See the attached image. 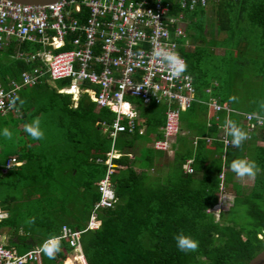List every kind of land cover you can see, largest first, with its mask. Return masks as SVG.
I'll return each instance as SVG.
<instances>
[{
	"label": "trees",
	"instance_id": "obj_1",
	"mask_svg": "<svg viewBox=\"0 0 264 264\" xmlns=\"http://www.w3.org/2000/svg\"><path fill=\"white\" fill-rule=\"evenodd\" d=\"M179 11L184 37L175 41L198 101L179 113V123L181 113H188L193 145L180 142L164 167L151 153L162 152L150 147L143 152V168L124 154L112 159L115 200L96 212V229L79 235L85 264H245L264 248V125L247 131L244 124V114L264 112V0H220ZM40 48L32 41L8 39L0 50V84L19 82L22 72L37 67L40 62L29 56ZM48 79L44 73L32 86H22L16 107L0 114V208L7 212L1 227L8 233L4 245L17 253L58 236L62 225L83 229L99 198L95 182L106 167L110 138L101 123L109 124L114 114L95 107L85 92L73 107L70 94L56 90L68 86V79L54 80L57 86ZM86 85L79 83L80 88ZM209 97L229 111L211 113L207 122L203 101ZM133 103L146 130L160 136L164 105ZM150 106L161 107V113L147 115ZM37 118L41 140L24 131ZM228 118L249 134L240 148L224 146L220 139ZM139 123L135 121L134 133H119L114 147L144 137L146 133H137ZM5 127L13 134L10 146L1 134ZM8 157L20 164L2 172ZM238 158L254 160L260 169L246 192L230 169ZM186 159H191L190 173L182 168ZM222 203H229L225 211ZM181 233L198 241L196 251L177 248L175 238ZM70 252L68 241L61 239L55 258L40 252V262L71 264Z\"/></svg>",
	"mask_w": 264,
	"mask_h": 264
},
{
	"label": "built area",
	"instance_id": "obj_2",
	"mask_svg": "<svg viewBox=\"0 0 264 264\" xmlns=\"http://www.w3.org/2000/svg\"><path fill=\"white\" fill-rule=\"evenodd\" d=\"M218 1L56 0L44 5H28L0 0V50L10 38L41 46L29 56L40 62L37 67L22 72L19 82L10 80L6 87L0 84V91L5 94L0 97L4 101L0 114L9 111L10 99L16 97L22 86H32L44 73L52 81L68 79V86L59 88V92L71 93L75 100L80 92H85L97 108H106L114 114L109 124L101 123L102 131H108L111 144L103 161L106 165L104 175L95 182L99 198L83 229L70 230L62 225L58 235L68 241L71 252H75L72 261L77 264H84L79 246L80 233L96 229L100 223L96 212L111 207L115 200L110 176L116 167L112 159L119 154L113 150V142L121 132L134 133L136 106L133 99L142 105H164L160 136L151 142V147L161 152L169 150L178 134L179 113L197 101L191 76L185 72L180 78L170 79L168 69L154 58V51L165 47L178 53L179 45L175 39L184 37L183 15L179 9L206 7L208 3ZM65 45L70 48L57 50ZM184 76L190 79L186 80ZM79 83L87 85L80 88ZM203 103L212 114L229 111L226 104H220L214 98L209 97ZM125 105H130V109ZM132 112L134 116L130 114ZM250 115L244 114L247 131L260 125L256 119H250ZM220 129V139L226 146L230 143H225L229 139L224 125ZM137 133L143 132L137 129ZM19 164L14 157H8L1 165V171ZM190 164L191 159H186L182 165L186 173L191 172ZM6 217L7 212L0 208V229ZM46 240L17 253L13 247L4 245L0 234V264H41L39 249Z\"/></svg>",
	"mask_w": 264,
	"mask_h": 264
},
{
	"label": "clouds",
	"instance_id": "obj_3",
	"mask_svg": "<svg viewBox=\"0 0 264 264\" xmlns=\"http://www.w3.org/2000/svg\"><path fill=\"white\" fill-rule=\"evenodd\" d=\"M153 56L159 63L168 69L170 79L180 78L187 70L186 62L179 56L177 52L169 48L160 47L154 51ZM184 79L187 80L190 79V77L184 76ZM67 94H70L71 96V93ZM4 95L5 94L0 91V97H4ZM232 99L236 98L233 97ZM18 100L19 97L10 99L8 103V109H14ZM20 104H23V101H20ZM3 107L4 101L3 99H0V109H3ZM125 108L130 109V105H125ZM130 114L133 116L135 115L134 112ZM249 118H254L259 124L264 125V112L252 113ZM224 129L226 130V135L231 137L230 140H225V143H230L234 148H240L244 141L249 138L248 132L242 129L235 121L230 118L225 120ZM24 131L34 140H41L44 138V132L41 129L40 120L38 118L33 120L31 123H26L24 125ZM2 135L7 139H12L13 134L7 127H5L2 131ZM230 169L241 180H244L245 178L248 180H255L257 174L260 172L257 163L254 160L246 158H238L233 160L230 164ZM175 239L177 248L182 252L196 251L199 247L198 241L182 233L177 235ZM60 250L61 238L58 236H53L47 239L39 249V251H41L50 259L55 258Z\"/></svg>",
	"mask_w": 264,
	"mask_h": 264
},
{
	"label": "crops",
	"instance_id": "obj_4",
	"mask_svg": "<svg viewBox=\"0 0 264 264\" xmlns=\"http://www.w3.org/2000/svg\"><path fill=\"white\" fill-rule=\"evenodd\" d=\"M50 80V79H49ZM48 80V81H49ZM50 81H52V80H50ZM57 90V92H59L58 91V89H56ZM60 93H63V92H60ZM89 98V97H88ZM90 99V98H89ZM71 100L73 101V104H72V106L74 107L75 106V104H76V101L77 100H75V99H73V98H71ZM137 104V103H136ZM142 105V104H141ZM160 105H163V104H160ZM137 106V105H136ZM145 106H147V105H145ZM96 107V106H95ZM163 112H164V110H163ZM135 113H136V115H135V121H136V123L137 122H140L139 123V126H138V129H141L142 130V134L141 135H143V134H145L146 133V135H144V139H147V142L148 141H150V143H149V146L146 144V143H144V142H141V140L139 139V138H137L136 140H134L132 143L130 142V145L129 144H127V146H125L124 144L121 146V148H120V150H118V149H116V147H114V142H115V140H114V142H113V150L116 152V153H118L119 154V156L120 155H126V156H128L129 158H137V157H139V156H141L142 157V154H141V151H142V148L143 147H150L151 149H153L152 147H151V142L154 140V139H156V138H158V137H154V133L153 132H151L150 130H146V128H145V124H144V118H142V117H140L139 115H138V111H137V107H135ZM210 115H211V111L210 110H207V112H206V114H205V116H204V118H205V120L207 121L209 118H210ZM164 116V115H163ZM183 118L180 120V123H179V131H178V134L176 135V137L174 138V140H173V142L171 143V145H170V148H169V150L167 151V152H162V155H159V156H156L155 158H157V161L159 160L160 162L158 163V165H160V166H165L164 164H167V162L168 161H170V159L172 158V155H173V153H174V151L180 146V142L181 143H183V142H186V143H189V142H191V144L194 142V137H193V132H192V129L191 128H188V123H189V121H191L190 119H187L185 116H182ZM208 122V121H207ZM207 124V123H206ZM159 128H160V126L157 128V131H158V133H160V131H159ZM156 131V132H157ZM130 136V135H129ZM117 137V136H116ZM129 138V137H128ZM116 139V138H115ZM179 139V140H178ZM130 141V140H129ZM127 142H128V139H127ZM110 144H111V142L109 143V150H110ZM193 145V144H192ZM108 150V151H109ZM135 150V151H134ZM154 150V149H153ZM107 151V152H108ZM136 151L138 152V153H136ZM157 151V150H156ZM106 152V153H107ZM161 152V151H160ZM136 154H137V156H136ZM114 159V158H113ZM162 164V165H161ZM137 168H139V167H137ZM140 169V168H139ZM138 169V170H139ZM1 229H3L2 227H1ZM5 237L6 236H4L3 238H4V240H5Z\"/></svg>",
	"mask_w": 264,
	"mask_h": 264
},
{
	"label": "rangeland",
	"instance_id": "obj_5",
	"mask_svg": "<svg viewBox=\"0 0 264 264\" xmlns=\"http://www.w3.org/2000/svg\"><path fill=\"white\" fill-rule=\"evenodd\" d=\"M211 6V5H210ZM209 8V7H208ZM215 52H221V50H215ZM49 80V79H48ZM48 83L51 85V86H57L58 85V83L57 82H55V81H48ZM145 110H146V113H147V115H150L151 116V114L153 113V112H155V113H161V111H162V108L161 107H154V106H150V107H147V108H145ZM181 115L182 116H185L187 119H189V114L188 113H181ZM1 134H2V132H1ZM2 137H4L3 135H2ZM140 140H141V142H144V143H146L148 146H149V143H150V141H148L147 142V139H144V137H141V138H139ZM4 140H5V142H7V145L6 146H10L11 144H12V139H7V138H5L4 137ZM123 144L122 143H120V146H122ZM7 148L5 147V149L4 150H6ZM117 149V148H116ZM118 150H120V149H118ZM144 150H145V147H143L142 148V151H141V154L143 155V152H144ZM1 151H3V149L0 147V154H1ZM135 151V150H134ZM136 153H138L137 151H136ZM151 153L152 154H154V156L156 157L157 156V154L154 152V151H151ZM136 156H137V154H136ZM135 159V161H136V163H137V165H139L141 168H143V167H145L144 166V164H146L143 160H142V157L141 156H139V157H135L134 158ZM138 167V166H137ZM137 167H135V170H138L139 168H137ZM160 171V170H159ZM149 173L150 174H154V170H152V169H149ZM161 173V175L163 174L162 172H160ZM237 182H239V184L241 185V190H242V192H246L249 188H250V186H251V183H252V180H248L247 178H245L244 180H241L240 178H238L237 176H235V178H234ZM223 197H225V196H223ZM222 197V198H223ZM226 198V197H225ZM229 206V203H222L219 207H222L221 208V210H226L227 209V207ZM0 234L4 237V236H6L8 233L5 231V230H3V229H0ZM5 241V240H4ZM73 254H75V252L73 251V252H70V253H68V255H67V257H69V260H70V262H71V264L73 263H76L77 264V261H72V255ZM51 264H53V263H51Z\"/></svg>",
	"mask_w": 264,
	"mask_h": 264
},
{
	"label": "water",
	"instance_id": "obj_6",
	"mask_svg": "<svg viewBox=\"0 0 264 264\" xmlns=\"http://www.w3.org/2000/svg\"><path fill=\"white\" fill-rule=\"evenodd\" d=\"M16 3L28 5H44L55 2L56 0H9ZM245 264H264V248L251 257Z\"/></svg>",
	"mask_w": 264,
	"mask_h": 264
}]
</instances>
